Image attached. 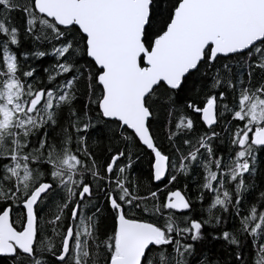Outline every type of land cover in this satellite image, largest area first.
Wrapping results in <instances>:
<instances>
[{
	"label": "snow or ice",
	"instance_id": "obj_1",
	"mask_svg": "<svg viewBox=\"0 0 264 264\" xmlns=\"http://www.w3.org/2000/svg\"><path fill=\"white\" fill-rule=\"evenodd\" d=\"M262 156L264 0H0V264H264Z\"/></svg>",
	"mask_w": 264,
	"mask_h": 264
},
{
	"label": "trees",
	"instance_id": "obj_2",
	"mask_svg": "<svg viewBox=\"0 0 264 264\" xmlns=\"http://www.w3.org/2000/svg\"><path fill=\"white\" fill-rule=\"evenodd\" d=\"M51 59L49 58L46 60V63H50ZM95 135H99V133H96ZM260 167L262 170H264V156L261 157V164ZM148 169V163L147 158H144L142 161H140L134 168V171L137 174L143 175L146 174ZM258 183L264 184V178L258 176L257 177ZM229 227H231V224H229ZM206 250L208 253L212 256H220L222 259L227 258V253L222 250V243L220 241H211L209 239V242L205 245ZM192 264H196V261L193 260Z\"/></svg>",
	"mask_w": 264,
	"mask_h": 264
}]
</instances>
